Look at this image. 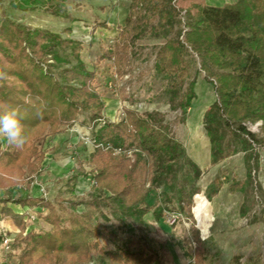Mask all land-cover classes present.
<instances>
[{"label":"trees","instance_id":"1","mask_svg":"<svg viewBox=\"0 0 264 264\" xmlns=\"http://www.w3.org/2000/svg\"><path fill=\"white\" fill-rule=\"evenodd\" d=\"M149 5L170 29L180 13L175 7L166 10L160 0L130 1L124 27L113 48L103 55L113 60L118 77L126 74L129 49L148 19ZM62 12L61 7L58 13ZM185 15L183 33L166 39L158 49L156 68L162 74L183 80L188 74L185 56L192 54L197 57L205 78L214 82L215 101L204 112L202 121L210 143V164L215 165L237 149L245 152L253 143L264 144V0H235L221 6L194 0ZM53 42L69 43L41 30L28 32L8 18L0 21V110L16 108L23 116L26 135L23 146L6 142L5 147L0 148V189L19 186L25 176L28 180L35 176L44 157L37 143L60 134L62 128L73 126L81 113H88L98 127L90 155L94 166L91 179L96 190L109 193L107 199L114 202L121 216L137 229H145L143 218L148 212L156 220L162 215L155 204L149 206L146 202L143 185L147 182L148 188L159 185L168 188L166 200H174L178 212L185 203L194 235L192 254L181 241L176 240L174 245L182 249L184 257L192 264H206L205 242L198 236L191 216L190 198L198 194L199 189L193 188L189 194L183 190V182L194 183L200 169L185 156L178 142L154 126L149 114L142 116L124 109L120 122L105 120L101 97L93 86L95 73L81 63L62 69L58 77L54 76L52 66L47 63ZM194 98L190 84L179 98V108L182 111L189 108ZM245 122H260L261 141L246 129ZM131 148L135 149L131 153L132 160L126 154H113V150L129 152ZM255 163L257 165L258 159ZM184 169L187 173L180 181L176 180V174ZM78 174H84L81 166ZM75 179L76 176H72L67 182ZM208 187L205 198L210 201L221 187L220 176ZM243 188L244 184L237 180L228 185L230 193ZM9 202L30 209L42 208L44 212L36 210L35 213L49 229L27 230L23 221L27 214L14 213L7 206ZM262 203L264 205V191ZM85 207L83 211H76L75 204L68 212L43 198L0 199L1 217L11 219L18 229L11 244L17 256L16 264H85L94 253L103 254L109 264L156 262L157 250L142 236L131 240L125 248L102 251L99 239H110L113 234L96 228L97 209L90 204ZM200 231L203 235L207 233Z\"/></svg>","mask_w":264,"mask_h":264},{"label":"rangeland","instance_id":"2","mask_svg":"<svg viewBox=\"0 0 264 264\" xmlns=\"http://www.w3.org/2000/svg\"><path fill=\"white\" fill-rule=\"evenodd\" d=\"M130 1L0 0V21L8 18L28 32L41 30L69 42L64 45L51 43L52 53L47 56V63L52 66L51 71L56 77L60 70L76 67L79 63L93 71V86L101 97L105 120L120 122L124 109L142 116L149 114L156 128L180 144L185 156L200 169L199 178L194 183L188 180L183 182V190L189 194L193 188L199 189V193L190 198L191 216L196 219L198 236L205 242L206 264H264V144L253 143L245 152L237 149L228 158L211 165L210 143L202 119L204 112L215 101L214 82L205 78L199 69L197 57L192 54L185 56L188 74L183 80L162 74L156 68L158 49L166 39L183 33L185 10L191 7L194 0H160L166 10L175 7L180 12L172 21V29L148 6V19L139 38L133 41L129 49L126 74L118 77L113 60L103 55L110 52L124 27ZM202 1L207 4L212 2ZM215 1L228 3L235 0ZM61 7L63 12L59 14ZM102 24L105 26L101 27ZM190 84L195 98L190 101L189 108L182 111L178 106L179 98ZM244 125L258 141L262 140L260 122H245ZM97 128L88 113H81L73 126L62 128L60 134L38 142L37 147L44 152L38 173L30 180L25 176L21 186L7 191L0 189V199L36 196L68 212L75 204L76 211H83L85 205L90 204L97 209L94 214L96 228L113 234L110 239H99L102 251L125 248L131 240L140 236L152 246V236L156 238L157 235L148 228L151 212L143 218L146 228L137 229L129 219L121 216L114 202L107 199L109 193L99 192L94 186L91 179L94 166L90 163V155L94 150V132ZM6 142L0 138V148L5 147ZM133 151L135 149L131 148L123 154L132 160ZM255 159H258L257 165ZM79 166L84 171L83 175L78 174ZM185 173L187 169L178 172L176 180L180 181ZM72 176H76L75 181L68 183ZM217 176L221 178V187L217 195L208 201L205 194L210 182ZM232 180L242 182L244 188L230 193L228 185ZM148 186L145 182L142 192H147L146 202L149 206L155 204L156 210H161L160 221L164 230L174 235V241H181L188 253L192 254L194 235L190 231V215L185 203L179 212L182 214L180 220L168 226L165 214L178 213L177 204L174 200H166L165 195L169 190L165 186ZM202 198L207 205L203 204ZM38 212L44 210L39 208ZM34 217L33 214L30 216L28 226L38 230L39 223ZM152 225L156 226L154 223ZM42 228L49 229V226ZM200 229L207 233L203 235ZM155 230L161 236L158 229ZM8 235H12L11 232L0 229V264L17 263V256L11 247L7 253L2 246V239ZM177 247L178 254L184 257L182 249ZM183 259L187 264H192L188 258ZM85 264L109 262L103 254L94 253Z\"/></svg>","mask_w":264,"mask_h":264},{"label":"crops","instance_id":"3","mask_svg":"<svg viewBox=\"0 0 264 264\" xmlns=\"http://www.w3.org/2000/svg\"><path fill=\"white\" fill-rule=\"evenodd\" d=\"M211 1L212 2L209 1L208 5L221 6V5H223L225 3V2H222V3L219 2V3H217L215 0H211ZM21 185H19V186H21ZM16 187H18V186H16ZM16 187H11V188H16ZM11 188L6 189L5 191H7V190H9ZM0 191H2V190H0ZM27 197H30V198H39V197H36V196H24L23 198H27ZM17 198H19V197H17ZM11 200H13V199H11ZM7 206L14 213L22 214V213L25 212L27 214L26 218L23 219V221L26 223L27 230L34 229L33 227L28 226V223L30 222V216H32V214L35 216L34 217V220L35 219L38 220L37 221L39 223L38 229H45V228H42V227L43 226H48L45 222H43L41 219H39L37 217V215H36L35 212L39 208H32V209H30L27 206H24L23 207V206H20V205H17V204H13L12 202H9L7 204ZM151 218L152 219H150V221L148 220V223L146 222L148 224V228L150 229V231L152 233L155 232L156 235H157V237L160 238V239H158L157 237L155 238V237L152 236V238L154 240H153V243H152V246L151 247L152 248H155V250H157V252H158V258H157V260H156V262L154 264H187L186 260L183 259L184 257L181 256L180 254H178V249L179 248L176 245H174L175 236L172 235L171 233L167 232L166 230H164L163 225L161 224V221H160L161 218L156 220L154 218V216L152 215V213H151ZM194 220H196V219H194ZM153 223L156 226L152 225ZM0 229L2 231L5 230V231L11 232L12 235H8L7 236V237H9V239L11 241L10 242V247H11V244L13 242V239H14L15 235L18 233L17 227L14 225V223L12 222L11 219H9V218H2L1 215H0ZM155 229H158V231L160 232L161 236L158 235L157 230H155ZM160 245H162V247H159ZM10 251L11 250H9V252Z\"/></svg>","mask_w":264,"mask_h":264},{"label":"clouds","instance_id":"4","mask_svg":"<svg viewBox=\"0 0 264 264\" xmlns=\"http://www.w3.org/2000/svg\"><path fill=\"white\" fill-rule=\"evenodd\" d=\"M23 116L16 108L0 110V138L9 144L21 147L26 142Z\"/></svg>","mask_w":264,"mask_h":264},{"label":"built area","instance_id":"5","mask_svg":"<svg viewBox=\"0 0 264 264\" xmlns=\"http://www.w3.org/2000/svg\"><path fill=\"white\" fill-rule=\"evenodd\" d=\"M106 150L109 149L108 147L105 148ZM113 154L114 155H120V154H123V152H120L119 150H113ZM182 214L181 213H176V212H167L165 214V223L168 225V226H173L175 225L181 218ZM32 218V217H31ZM4 237V236H3ZM10 239L9 237L5 236L3 239H2V246L4 248V250L8 253L9 250H10Z\"/></svg>","mask_w":264,"mask_h":264}]
</instances>
